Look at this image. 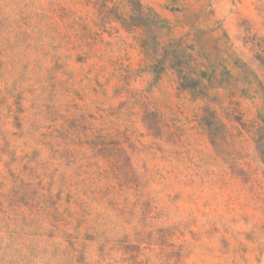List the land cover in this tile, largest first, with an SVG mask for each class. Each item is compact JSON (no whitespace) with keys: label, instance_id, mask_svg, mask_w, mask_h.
Returning <instances> with one entry per match:
<instances>
[{"label":"rangeland","instance_id":"rangeland-1","mask_svg":"<svg viewBox=\"0 0 264 264\" xmlns=\"http://www.w3.org/2000/svg\"><path fill=\"white\" fill-rule=\"evenodd\" d=\"M0 264H264V0H0Z\"/></svg>","mask_w":264,"mask_h":264},{"label":"trees","instance_id":"trees-1","mask_svg":"<svg viewBox=\"0 0 264 264\" xmlns=\"http://www.w3.org/2000/svg\"><path fill=\"white\" fill-rule=\"evenodd\" d=\"M1 189V188H0ZM5 198L4 194L0 191V205L3 204V199Z\"/></svg>","mask_w":264,"mask_h":264}]
</instances>
